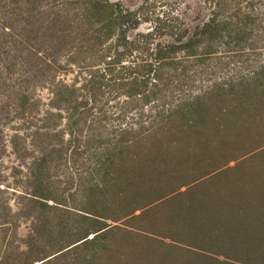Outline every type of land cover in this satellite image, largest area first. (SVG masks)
<instances>
[{"label": "rangeland", "instance_id": "374dc122", "mask_svg": "<svg viewBox=\"0 0 264 264\" xmlns=\"http://www.w3.org/2000/svg\"><path fill=\"white\" fill-rule=\"evenodd\" d=\"M0 264H264V0H0Z\"/></svg>", "mask_w": 264, "mask_h": 264}]
</instances>
